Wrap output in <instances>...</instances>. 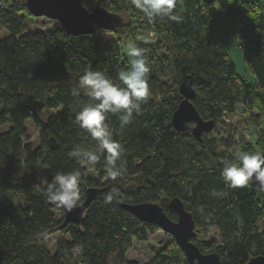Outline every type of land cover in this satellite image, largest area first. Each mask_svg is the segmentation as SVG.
Instances as JSON below:
<instances>
[{"label":"trees","instance_id":"trees-1","mask_svg":"<svg viewBox=\"0 0 264 264\" xmlns=\"http://www.w3.org/2000/svg\"><path fill=\"white\" fill-rule=\"evenodd\" d=\"M117 1L139 24L168 39L178 77L161 78L163 58H157V46L138 45L149 58L151 95L125 127H120L116 114L106 118L113 138L125 150L119 161L125 172L111 181L104 156L94 166L81 165L69 156L76 146L95 145L75 121L88 97L74 96L72 91L86 69L102 70L116 80L117 73L129 66L115 38L124 17L114 12L124 23L113 31L97 28L76 36L60 26L28 31L25 15L31 13L25 0H0V125L10 124L0 131V264H141L127 259V252L134 238L147 240L157 226L140 221L122 203L156 201L176 220L169 207L175 196L192 213L195 227L219 230V245L193 239L203 253L218 252L221 264H245L264 254V189L248 183L228 187L222 170L224 161L232 158L218 147L215 137L203 134L199 142L190 130L171 126L172 112L182 98L178 84L188 73L196 92L192 102L205 120L215 124L225 115H251L256 107L264 111V0H177L174 12L180 22L164 18L151 24L130 0ZM217 6L242 40L251 80L236 71L229 46L218 36ZM27 120L38 129L37 146L24 141ZM259 126L262 136L257 145L264 152V121ZM51 137L56 147L50 146ZM220 144L231 148L235 140L230 137ZM77 170L82 201L87 187L99 186L90 170L106 178L110 192L115 187L118 193L110 203L92 201L79 223L60 227L63 214L56 217L40 180ZM16 195L21 199L15 200ZM57 231L68 238L58 239L51 251L44 239ZM144 264L188 261L172 239Z\"/></svg>","mask_w":264,"mask_h":264},{"label":"clouds","instance_id":"clouds-1","mask_svg":"<svg viewBox=\"0 0 264 264\" xmlns=\"http://www.w3.org/2000/svg\"><path fill=\"white\" fill-rule=\"evenodd\" d=\"M130 3L150 24L157 19L167 18L175 22L182 19L174 12L177 0H130ZM125 48L129 66L117 73L116 80L111 79L102 70L89 68L79 77L77 87L72 91L74 96L83 93L88 97V102L75 113V121L95 141V145L89 149L76 146L69 156L85 166H94L101 156H104L107 178L111 181H117L125 172L119 163L125 150L123 145L113 138L112 130L105 123L106 118L108 114H116L120 127H125L132 122L133 114L141 111V105L147 103L151 95V67L145 50L139 47L135 40H129ZM232 155V160L224 161L222 170V179L228 187H243L253 178L264 183V155L243 151L238 146L234 147ZM80 176L77 170L57 172L50 181L41 178L40 183L46 185L47 200L62 207L66 212L81 206ZM117 193L118 189L113 187L111 192L105 195V203L112 202Z\"/></svg>","mask_w":264,"mask_h":264},{"label":"water","instance_id":"water-1","mask_svg":"<svg viewBox=\"0 0 264 264\" xmlns=\"http://www.w3.org/2000/svg\"><path fill=\"white\" fill-rule=\"evenodd\" d=\"M210 2L211 0H204ZM27 10L34 16H44L59 22L60 27L68 35L91 34L97 28L113 31L123 25V17L111 12L103 6L91 9L85 7L81 0H25ZM181 100L171 115V126L176 131L190 130L192 136L199 142L203 134L211 132L214 120H205L195 108L192 100L195 97V86L192 74H185L178 84ZM51 147L58 145L57 141L49 138ZM264 155V152L261 153ZM248 184L252 187L264 189V183L253 178ZM110 192L107 185L89 186L85 190V198L81 206L66 212L62 207L50 202V205L62 211L64 227L68 223L80 222L83 213L94 200L104 199ZM122 207L136 216L140 221L156 225L164 232L170 234L184 253L188 264H221L218 252L203 253L194 243L196 238L195 221L192 213L185 207L182 200L175 196L170 199L169 207L176 213V220L171 219L156 201H143L138 203L124 202ZM245 264H264V254L249 258Z\"/></svg>","mask_w":264,"mask_h":264},{"label":"rangeland","instance_id":"rangeland-1","mask_svg":"<svg viewBox=\"0 0 264 264\" xmlns=\"http://www.w3.org/2000/svg\"><path fill=\"white\" fill-rule=\"evenodd\" d=\"M8 2L10 0H4ZM110 2V1H109ZM102 0H82L85 7L91 9L94 6H103L111 12H116L124 17V26L120 29V33L115 34L117 44L120 47L123 60L129 65V57L127 56L125 45L129 40H135L137 45L146 44L150 47H156L157 58H163V70L160 71L159 76L163 79L173 80L178 77L177 72L173 69L170 56L172 53V46L168 39L162 35L154 33L151 34V30L144 25L139 24L134 17L129 16L125 8L120 7L119 1L115 0V3H109ZM118 11V12H117ZM215 19L219 24L218 36L222 39L230 48L232 59L234 60L236 71L245 76L248 80H251L250 71L247 69L242 53V40L239 34L234 30V26L231 20H229L220 7L217 6ZM25 21L28 31L44 30L49 31L60 26L59 22L44 16H34L32 14L25 15ZM160 39L159 46L156 45ZM264 121V111L256 107L251 115H225L216 121L214 128L211 132L207 133V137H215L218 147L225 149L226 153L233 159L234 147H240L241 150L249 153H262V148L257 145V140L261 138L262 133L259 131L260 122ZM9 123L0 125V131L8 129ZM27 130V137L25 142H30L34 146L40 143L39 132L35 124L31 120L25 122ZM233 137L235 144L231 148H224L220 142ZM89 175L99 180V186L107 185L106 178H99L98 174L93 170L89 171ZM15 200L21 199L19 195L14 197ZM55 215L57 218L62 216V211L55 209ZM197 236L195 241H207L215 245L221 243V237L219 230L216 227H195ZM60 238H68V235L63 234L61 231L54 232L44 239L45 246L53 251L55 244ZM172 236L162 229L157 227L153 232L148 234L147 240L139 241L133 239V244L127 252V259H133L141 264H144L150 260L153 254L159 249L171 244ZM113 263V259H111Z\"/></svg>","mask_w":264,"mask_h":264},{"label":"built area","instance_id":"built-area-1","mask_svg":"<svg viewBox=\"0 0 264 264\" xmlns=\"http://www.w3.org/2000/svg\"><path fill=\"white\" fill-rule=\"evenodd\" d=\"M8 3V2H7ZM151 34H153V32L151 31Z\"/></svg>","mask_w":264,"mask_h":264}]
</instances>
